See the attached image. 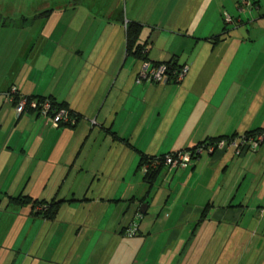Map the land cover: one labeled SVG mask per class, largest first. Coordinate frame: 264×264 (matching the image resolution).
Listing matches in <instances>:
<instances>
[{"label":"crops","instance_id":"0c3cea01","mask_svg":"<svg viewBox=\"0 0 264 264\" xmlns=\"http://www.w3.org/2000/svg\"><path fill=\"white\" fill-rule=\"evenodd\" d=\"M129 22L148 60L188 66L181 81L135 82ZM0 43V264H238L249 247L264 264V144L141 169L264 129V0L44 1L0 12ZM13 85L74 123L18 115ZM56 201L52 217L34 210Z\"/></svg>","mask_w":264,"mask_h":264},{"label":"built area","instance_id":"2783aa9c","mask_svg":"<svg viewBox=\"0 0 264 264\" xmlns=\"http://www.w3.org/2000/svg\"><path fill=\"white\" fill-rule=\"evenodd\" d=\"M142 52L145 53V49ZM171 63L151 62L148 59L143 60L135 78V82L160 83L169 80L175 82L181 81L188 70V66H174L173 68ZM5 97L9 102H13L18 98L13 105L15 112L18 115L29 110H35L55 128L68 123H74L68 110L64 107L54 106L49 98H28V96L19 94L14 85L5 92ZM262 144H264V129L251 134L241 133L237 135H229L212 142H203L193 148L181 149L153 156L141 164V169L145 173H150L162 165L185 166L203 153H212L216 150H225L228 148H232L234 154L239 156L245 151H256ZM46 208V204H38L34 207V210L35 212H42ZM138 218H140V214L136 215L134 220L125 230L127 236L134 235L138 230Z\"/></svg>","mask_w":264,"mask_h":264},{"label":"trees","instance_id":"16d2710c","mask_svg":"<svg viewBox=\"0 0 264 264\" xmlns=\"http://www.w3.org/2000/svg\"><path fill=\"white\" fill-rule=\"evenodd\" d=\"M139 36H140V26L137 23H135V22H129V23H127V25H126V44H127V48H128V50H130L131 48H134V52L133 53L134 54H138L139 56L142 57V60H145V59H147L146 58V50H145V53L142 52L145 49V46L144 45H141L140 43H138ZM166 63L169 64V63H171V61H167ZM171 64H172L171 66L173 68H174V66H178V65H176L173 62ZM28 98H36V97L28 96ZM17 99L18 98H16L12 102L13 105L16 103V100ZM38 99H42V98H38ZM49 99L52 101V104L54 106L64 107V105L56 103L51 98H49ZM30 111H32V110H30ZM33 111H35V110H33ZM69 114L71 115L70 112H69ZM259 130H262V129L251 130V131H247L245 133L251 134V133H255V132L259 131ZM232 135H237V134H232ZM221 137H225V136H220V137H217V138H213V139H209V140H204V141L199 142L195 146H197V145H199V144H201L203 142H206V141L212 142V141L218 140ZM193 147H191V148H193ZM150 175H152V173ZM9 200L12 203L27 204V203H29L31 201V198L28 197L27 195H23V196H17V197H10ZM57 203H58V201L53 202V203H50V204H47L45 202H38L37 204H34V207L36 205H38V204H46L47 205V208L45 210H43L42 212H36V213L37 214H39V213H45V216L46 217H52L55 214V212H56Z\"/></svg>","mask_w":264,"mask_h":264},{"label":"rangeland","instance_id":"374dc122","mask_svg":"<svg viewBox=\"0 0 264 264\" xmlns=\"http://www.w3.org/2000/svg\"><path fill=\"white\" fill-rule=\"evenodd\" d=\"M44 1H51L53 3H56L57 1H61V0H0V12L4 13V10H7V12L10 13V15H17L18 11L22 9L26 10L27 12H35L39 9L41 2ZM118 3L120 6V2ZM15 18L16 17L14 18L9 17V19L12 20H14ZM7 40L8 38L5 40V42ZM2 47L3 45H0V48ZM2 55H4L5 57H3V59H1L0 62H5L8 52L4 48L3 51L0 53V56ZM42 99H44V97H42ZM158 248H160V245L158 246ZM202 249H204L203 246ZM254 250H255L254 254L251 255L252 251ZM257 252L258 250L255 249L254 247H252V249H250L249 247L248 251L245 254V257H243V259L238 264H263V261L261 259H258V255L256 254ZM225 263H227L226 260L225 261H223V259L218 260V264H225ZM235 263L236 261H234V259H232L231 262H228V264H235ZM213 264H215V262Z\"/></svg>","mask_w":264,"mask_h":264},{"label":"water","instance_id":"95a60500","mask_svg":"<svg viewBox=\"0 0 264 264\" xmlns=\"http://www.w3.org/2000/svg\"><path fill=\"white\" fill-rule=\"evenodd\" d=\"M140 213H143L145 211V204H143L142 208L139 209Z\"/></svg>","mask_w":264,"mask_h":264}]
</instances>
